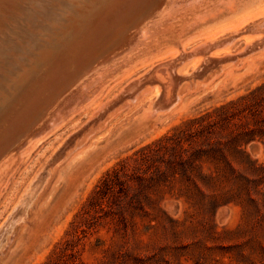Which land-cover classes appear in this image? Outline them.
Listing matches in <instances>:
<instances>
[{
  "label": "rangeland",
  "instance_id": "1",
  "mask_svg": "<svg viewBox=\"0 0 264 264\" xmlns=\"http://www.w3.org/2000/svg\"><path fill=\"white\" fill-rule=\"evenodd\" d=\"M239 1L243 5L255 0ZM256 1H262L264 6V0ZM220 2L213 0L210 5ZM230 15L226 12L219 19ZM178 21L154 28L149 46L120 42L118 51L102 66L100 71L104 76L100 80L93 82V77H89L87 83L83 80L84 83L79 81L69 86L52 101L46 118L35 120L37 126L3 148L0 264H113L116 259L144 257L158 251L157 247L172 243L170 231L149 228L147 219L137 217V224H130L127 220L131 211L160 217L166 212L175 219L195 223L212 218L219 231L241 229L243 233L238 241L246 240L253 232H261L264 200L260 191L264 193V183L258 185L248 180L252 176L243 166L223 158V153L228 152L226 144L231 130L244 127L246 119L240 116L226 119L222 107L264 84V32L260 34L261 40L250 48L243 41L232 43L228 49L230 55L224 54L223 59L222 56L212 59L211 53L202 52L178 60L173 100L176 103L168 109L163 93L157 105L151 107L147 97L150 89L158 85L159 65L168 59L149 67L147 61L150 54L164 55L170 46L178 43L176 27L183 22ZM254 31L251 28L249 33ZM156 40L160 47L155 45ZM194 58H200L201 64L193 76L180 73L183 63ZM40 74L38 71L29 74L25 88ZM138 81L142 82L136 85ZM23 87L21 93L8 101H12L9 109L12 105L21 107L23 102L27 105ZM254 110L258 124L251 127L259 134L264 128V101ZM190 120L198 122L189 123ZM180 126L190 130L179 144L173 136ZM197 128L199 131L194 132ZM219 142L223 149L215 148ZM246 150L264 165V137L257 135ZM199 171L213 176V180L202 181ZM225 174L232 179L230 182L220 178ZM192 199H215V204L212 208H202L192 204ZM152 202L162 210L151 207ZM27 203L26 220L16 222L7 231L17 219V212ZM193 233L190 230L181 235L177 243L192 242Z\"/></svg>",
  "mask_w": 264,
  "mask_h": 264
},
{
  "label": "bare ground",
  "instance_id": "2",
  "mask_svg": "<svg viewBox=\"0 0 264 264\" xmlns=\"http://www.w3.org/2000/svg\"><path fill=\"white\" fill-rule=\"evenodd\" d=\"M212 1L0 0V153L4 152L5 146L14 144L20 134L36 125L35 120L46 118L52 101L57 99L62 91L89 77H93V82L101 79L104 76V72L100 71L102 66L118 51L120 42L125 40L127 41H124L125 43L129 42V45L136 47L141 44L149 46L154 28L173 25L175 20L179 19L178 22H183L176 27L178 43L170 46L164 55L150 54L151 58L148 57L147 61L149 65H146L149 67L156 61L168 59L159 65L156 75L158 85L153 86V90L150 89L151 93L147 100L151 107H155L157 99L164 93L169 104L168 109H172L176 103H173V100L178 77V60L191 58L202 52L211 53L209 57L212 59L217 56H222L223 59V55L228 54L232 43L243 41L250 48L261 40L260 34L264 32L262 1L255 0L242 5L239 0H221L216 6L210 5ZM226 12L232 15L219 19ZM251 28L255 30L253 34L249 33ZM154 43L160 47L158 40ZM222 46L226 51H220L224 49ZM218 47L222 49L213 51ZM233 50L229 53L232 54ZM195 58L190 62V59L187 60L189 63H183L184 67L179 72L185 76H193L201 64L200 58ZM140 66L143 68L142 65ZM36 71L41 74L25 88L27 76ZM151 73L153 74V71ZM141 82L138 81L136 85ZM95 84L94 86H97ZM162 86L165 87L166 92ZM21 87L25 88L23 92L27 94V105L22 101V108L12 105L14 109L11 106L9 109L8 106L12 101H8L21 93ZM78 96L77 100H80ZM175 101H178V98ZM24 105L26 106L23 109ZM28 205L29 203L23 205V209L20 208L21 214L17 212V219L14 218L16 220L10 223L7 231H10L16 222L22 223L26 220Z\"/></svg>",
  "mask_w": 264,
  "mask_h": 264
},
{
  "label": "trees",
  "instance_id": "3",
  "mask_svg": "<svg viewBox=\"0 0 264 264\" xmlns=\"http://www.w3.org/2000/svg\"><path fill=\"white\" fill-rule=\"evenodd\" d=\"M264 101V84L251 90L249 93L240 96L237 100L231 101L227 105L222 107L224 116L228 119L230 116H240L246 119L244 127L231 130L228 136L227 148L228 152L223 153V158H227L237 162L240 166L250 173L252 178L248 179L261 185L264 183V165L253 159L251 154L246 150L248 144L257 139V135L264 137V128L262 133L257 134L255 128L251 127V124L255 126L258 124L257 113H255L254 107L260 105ZM249 113V114H248ZM201 120H204L203 118ZM264 122V118L262 120ZM198 122L197 120H190L189 123ZM190 129L185 126L176 128V133L173 136V140L179 144L186 138ZM199 131V128L194 132ZM167 137L166 139H168ZM161 139L159 142H162ZM221 142L215 148L220 147ZM225 146V145H224ZM212 150H215L212 148ZM200 150L199 152H201ZM205 152V150H203ZM209 152V150L207 151ZM190 163V162H189ZM191 164V163H190ZM229 168L234 172V169L230 165ZM202 181L211 182L213 176L205 175L199 171ZM219 178V177H218ZM223 182H230L232 179L227 174L220 177ZM205 183V182H204ZM256 184V185H257ZM263 200L264 193L260 191ZM194 205L200 207H214L215 199L209 201L191 200ZM151 207H156L152 202ZM139 203L138 206H140ZM161 209L160 207H156ZM142 209V207L140 208ZM162 210V209H161ZM164 212V210H163ZM130 218L127 220L132 225H136L140 217L142 220H148L149 228H164L172 233V243L166 246L157 247L158 251L151 254H147L144 257L131 256L128 260H115L113 264H264V218L261 220L260 228L261 232L251 233L246 240L238 241L242 236L243 231L241 229L232 230L223 228L219 231L216 229L217 224L214 219L200 220L196 223L193 220H179L171 217L165 212L164 217L148 214H140L135 211H131ZM152 222H154L152 224ZM194 231V239L190 243H177L179 237L183 234H187L188 231ZM198 233V234H196ZM47 264V263H45ZM57 264H78L71 263H57ZM101 264V263H100ZM102 264H112L102 263Z\"/></svg>",
  "mask_w": 264,
  "mask_h": 264
}]
</instances>
